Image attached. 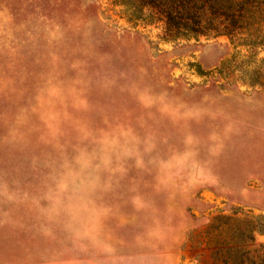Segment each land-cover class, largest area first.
<instances>
[{
    "label": "rangeland",
    "instance_id": "obj_1",
    "mask_svg": "<svg viewBox=\"0 0 264 264\" xmlns=\"http://www.w3.org/2000/svg\"><path fill=\"white\" fill-rule=\"evenodd\" d=\"M145 1L0 0V264L264 251V0L199 35Z\"/></svg>",
    "mask_w": 264,
    "mask_h": 264
},
{
    "label": "trees",
    "instance_id": "obj_2",
    "mask_svg": "<svg viewBox=\"0 0 264 264\" xmlns=\"http://www.w3.org/2000/svg\"><path fill=\"white\" fill-rule=\"evenodd\" d=\"M210 0H146L145 5L150 11L156 12L158 19L173 29H181L189 34H204L203 23H205V4ZM201 4L202 8L195 10V6ZM176 36V35H175ZM235 219H228V221ZM240 224V221H237ZM240 232H236V225L232 236L224 242L223 246L217 247V251H225L226 259L220 264H264V251L252 250L248 247L254 238L251 223L241 222ZM232 229V227H230ZM231 244L230 247H226Z\"/></svg>",
    "mask_w": 264,
    "mask_h": 264
},
{
    "label": "clouds",
    "instance_id": "obj_3",
    "mask_svg": "<svg viewBox=\"0 0 264 264\" xmlns=\"http://www.w3.org/2000/svg\"><path fill=\"white\" fill-rule=\"evenodd\" d=\"M82 159H83L84 163H86V157H82Z\"/></svg>",
    "mask_w": 264,
    "mask_h": 264
}]
</instances>
